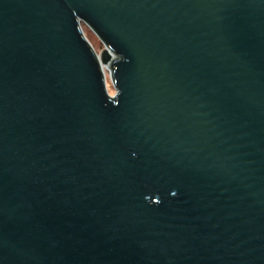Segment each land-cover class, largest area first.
Listing matches in <instances>:
<instances>
[{"label":"water","instance_id":"1","mask_svg":"<svg viewBox=\"0 0 264 264\" xmlns=\"http://www.w3.org/2000/svg\"><path fill=\"white\" fill-rule=\"evenodd\" d=\"M0 264H264V0H0Z\"/></svg>","mask_w":264,"mask_h":264},{"label":"rangeland","instance_id":"2","mask_svg":"<svg viewBox=\"0 0 264 264\" xmlns=\"http://www.w3.org/2000/svg\"><path fill=\"white\" fill-rule=\"evenodd\" d=\"M81 26L85 36L88 38L93 48L96 50V52H99L103 48V44L101 43L99 38L85 24H81ZM104 71L106 73L105 74L106 88L110 94H113L114 93L113 85L108 77L107 70L105 69Z\"/></svg>","mask_w":264,"mask_h":264}]
</instances>
